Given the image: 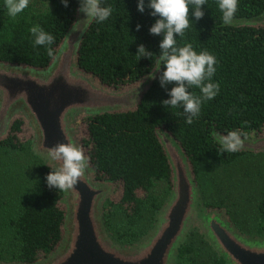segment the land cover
Instances as JSON below:
<instances>
[{
	"label": "trees",
	"instance_id": "16d2710c",
	"mask_svg": "<svg viewBox=\"0 0 264 264\" xmlns=\"http://www.w3.org/2000/svg\"><path fill=\"white\" fill-rule=\"evenodd\" d=\"M46 1L44 10H34L29 15L20 13L15 18L0 15V63L35 70H44L50 65L75 22L80 0H68L67 7L61 0ZM136 3L137 0H102V6L113 9L112 16L103 23L91 22L77 53L80 70L114 89L135 84L159 63L152 85L135 110L77 119L76 139L89 157L88 164L95 178L112 183L116 189L115 199L107 201L106 209L110 212L116 207L121 211L125 225L133 226L145 218L148 226L151 224L162 201L152 195L154 185L163 181L171 187L170 166L156 135L158 129H163L184 152L196 182L197 167L205 162L222 167L243 161L263 162L254 177L256 194L248 204L255 226L248 230L238 220L235 222L244 232L264 234V154L255 156L239 150L222 152L217 139L233 130L241 132L242 139L264 136V26L232 23L259 16L264 11V0H239L230 24L223 22L218 0H207L202 6L204 15L199 20L191 16L190 8V27L182 37H176L177 47L190 44L197 53L207 51L214 55L217 64L212 82L219 84L218 95L202 104L201 113L192 124L185 122L190 114L184 112L182 105L173 109L163 103L170 99L168 93L176 83L161 86L164 63L160 60L159 44L163 37L150 34L149 28L156 17L149 15L151 10L147 7L143 13L138 12ZM3 6L2 1L0 7ZM36 24L54 36L50 45L54 56L47 55L46 47L34 45L30 29ZM137 24L141 26L138 31ZM140 45L150 55L138 58ZM187 90L200 95L198 88ZM29 143V129L23 118L14 117L6 135L0 138V151H25ZM50 172L52 169L38 161L32 173L22 179L10 176L13 197L19 200L21 211L9 224L19 242L16 260L22 264H33L48 257L62 240L65 215L60 205L62 191L47 187L46 176ZM207 207L222 206L220 202V205ZM226 209L234 218L232 210ZM109 212L104 215L106 226L112 224L113 215ZM145 230L118 232L114 237L119 241L128 238L131 242ZM196 240L191 234L188 242L181 246L178 264H225L206 245L205 248L196 245Z\"/></svg>",
	"mask_w": 264,
	"mask_h": 264
},
{
	"label": "water",
	"instance_id": "95a60500",
	"mask_svg": "<svg viewBox=\"0 0 264 264\" xmlns=\"http://www.w3.org/2000/svg\"><path fill=\"white\" fill-rule=\"evenodd\" d=\"M81 4L82 0L79 8ZM92 21L77 11L74 24L44 70L0 63V138L6 135L14 117H22L33 134L34 154L52 171L63 163L49 156L52 147L60 143L79 147L75 135L79 117L135 110L159 71L158 63L135 84L114 89L80 70L77 53ZM232 23L264 26V11ZM156 135L170 166L171 190L155 216L153 228L129 247L111 240L104 229L101 206L115 186L97 180L88 164L74 188L62 191L60 204L65 215L60 244L48 257L33 264H175L179 249L194 227L225 264H264V236L242 235L224 212L203 210L184 152L163 129ZM217 139L220 142V137ZM239 151L264 153V136L243 139Z\"/></svg>",
	"mask_w": 264,
	"mask_h": 264
},
{
	"label": "clouds",
	"instance_id": "9594fccd",
	"mask_svg": "<svg viewBox=\"0 0 264 264\" xmlns=\"http://www.w3.org/2000/svg\"><path fill=\"white\" fill-rule=\"evenodd\" d=\"M29 3L30 0H5L8 16L17 17ZM61 3L67 7L68 0H61ZM206 3L207 0H137L136 3L138 12L143 13L147 7L151 10L149 15L156 17L149 28L150 34L163 37L159 44L160 60L164 63V70L160 76L161 86L170 82L176 83L168 93L170 99L163 103L173 109L182 105L184 112L190 114L185 120L187 124H192L194 119L199 117L204 102L214 99L219 93V84L212 82L216 72V57L207 51L197 53L190 44L177 47L176 37H182L185 30L190 27V8L191 16L199 20L204 15L202 6ZM238 3L239 0H218L225 24L231 23ZM78 10L98 24L108 20L113 13L110 6H102V0H82ZM140 27L137 24L136 30L138 31ZM30 32L34 36V45L46 47L47 55L54 56V49L50 47L54 36L38 24L34 25ZM148 55L150 53L140 45L138 58ZM192 87L198 88L200 95H193L187 90ZM242 145V133L237 130L230 131L220 138L222 152H236ZM49 156L53 160H62L63 163L58 170L54 169L46 176L47 187L58 191L74 188L89 162V157L84 154L82 148L72 143H60L50 149Z\"/></svg>",
	"mask_w": 264,
	"mask_h": 264
},
{
	"label": "rangeland",
	"instance_id": "374dc122",
	"mask_svg": "<svg viewBox=\"0 0 264 264\" xmlns=\"http://www.w3.org/2000/svg\"><path fill=\"white\" fill-rule=\"evenodd\" d=\"M2 1L3 3H5V0H0V2ZM46 2V0H30L28 6L29 9L27 7L22 13L29 15L30 12H34V10H44V4ZM0 15H8L5 6L0 7ZM18 16L19 14L17 15V17ZM77 122L78 120H76V123ZM29 136L30 143L28 144L27 150L17 153H7L0 151V263L2 264L20 263L16 260L19 242L15 236V230L9 224V222L15 219L19 215L21 210L19 200L17 199V197H13V181L10 176L14 175L22 179L24 175L32 173L35 163H37L38 161L40 163H44L43 160L33 152V134L31 133V131H29ZM255 138L259 137H249V139ZM259 154L262 153L253 155L256 156ZM245 162L246 161H243L239 164L231 165L230 167H222L217 164L207 162L199 165L197 167L198 181L196 182V184L199 190L201 205L203 210H219L224 212L229 222L240 234L252 238L263 237L264 234L256 235L252 231L244 232L240 230L236 225V222L238 220L240 224H242V226L248 230H253L252 226H255V223L253 222L254 214L249 211L248 204L252 203V200L254 199V196L256 194L257 184L254 181V177L255 173L258 172L262 167L260 163L263 162ZM170 190L171 187L168 188L165 182H157L152 189V195L160 198L162 201L159 210L153 215L151 224L148 226L147 220L145 218L141 221L136 222L133 226H128L125 225L122 221L121 211H119L116 207H112L110 209V212L108 211V209H106L105 205L107 204V201L116 196V189H114L112 193L109 194V196L103 201L101 206V218L107 235L111 238V240L123 247H129L138 242L153 228L155 223V216L160 211L161 207L165 204ZM239 201L241 207L239 206ZM244 201L246 204L244 203ZM220 202L222 206L221 208L207 207L208 205L212 204L215 206L220 205ZM61 206L64 209L63 205ZM226 207L232 210L233 214H235L234 218H231L228 215ZM108 212L113 215L111 226H106L104 223L106 220L105 216ZM128 230H133L136 232H143L145 230V232L136 240L131 242H128V238H124L123 241H119L114 237V234L116 235L118 232L124 233ZM191 234H193L197 239L196 245H202V247L204 248L207 246L212 252L215 253L208 241L205 239L204 235L201 234L200 230L197 227L191 229L186 239L184 240L183 245L188 242V238ZM205 257V260L208 261L207 253L205 254ZM175 264H178V259L176 260Z\"/></svg>",
	"mask_w": 264,
	"mask_h": 264
}]
</instances>
